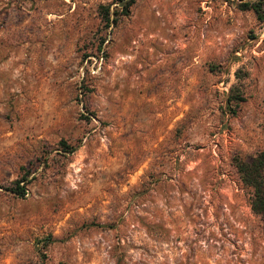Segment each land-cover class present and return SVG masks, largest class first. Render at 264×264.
Wrapping results in <instances>:
<instances>
[{
    "label": "rangeland",
    "instance_id": "1",
    "mask_svg": "<svg viewBox=\"0 0 264 264\" xmlns=\"http://www.w3.org/2000/svg\"><path fill=\"white\" fill-rule=\"evenodd\" d=\"M112 1L0 0V264H264V22Z\"/></svg>",
    "mask_w": 264,
    "mask_h": 264
},
{
    "label": "trees",
    "instance_id": "2",
    "mask_svg": "<svg viewBox=\"0 0 264 264\" xmlns=\"http://www.w3.org/2000/svg\"><path fill=\"white\" fill-rule=\"evenodd\" d=\"M231 1L242 10H251L257 21L264 22V0ZM112 2L114 3L113 9H110L108 5L101 7V20L107 25L113 23L118 14L127 15L134 0H113ZM232 99L242 101L243 97L228 95L226 103L228 104V101ZM232 162L240 182L251 190L248 199L249 209L260 217L264 227V150L250 158L236 156L232 159ZM13 190L18 195L24 194L22 186L16 185Z\"/></svg>",
    "mask_w": 264,
    "mask_h": 264
}]
</instances>
